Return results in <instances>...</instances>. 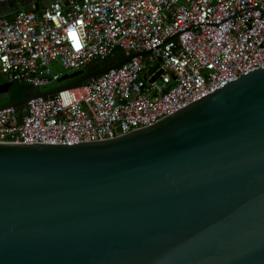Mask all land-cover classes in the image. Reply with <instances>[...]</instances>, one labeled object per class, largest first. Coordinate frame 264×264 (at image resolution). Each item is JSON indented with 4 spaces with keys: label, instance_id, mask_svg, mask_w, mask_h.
I'll list each match as a JSON object with an SVG mask.
<instances>
[{
    "label": "water",
    "instance_id": "95a60500",
    "mask_svg": "<svg viewBox=\"0 0 264 264\" xmlns=\"http://www.w3.org/2000/svg\"><path fill=\"white\" fill-rule=\"evenodd\" d=\"M19 8L0 0V16ZM137 54L15 101L2 83L0 108L22 109ZM0 264H264V67L112 138L0 141Z\"/></svg>",
    "mask_w": 264,
    "mask_h": 264
},
{
    "label": "built area",
    "instance_id": "2783aa9c",
    "mask_svg": "<svg viewBox=\"0 0 264 264\" xmlns=\"http://www.w3.org/2000/svg\"><path fill=\"white\" fill-rule=\"evenodd\" d=\"M31 7L0 16V84L42 90L59 80L60 66L78 71L116 52L148 53L32 97L22 109L0 108V141L112 138L264 67V0H50Z\"/></svg>",
    "mask_w": 264,
    "mask_h": 264
},
{
    "label": "trees",
    "instance_id": "16d2710c",
    "mask_svg": "<svg viewBox=\"0 0 264 264\" xmlns=\"http://www.w3.org/2000/svg\"><path fill=\"white\" fill-rule=\"evenodd\" d=\"M26 8H32V7L28 6ZM116 53H118V52H116ZM93 63H95V62H93ZM77 78L78 77H75V78H72V79H68L67 83H69L71 81H74ZM13 84L15 86V89L12 92H10V94H11L12 101H15V100H18V99H20V98L25 96V94L27 93V91L29 89V86L27 84L16 83V82H14Z\"/></svg>",
    "mask_w": 264,
    "mask_h": 264
},
{
    "label": "rangeland",
    "instance_id": "374dc122",
    "mask_svg": "<svg viewBox=\"0 0 264 264\" xmlns=\"http://www.w3.org/2000/svg\"><path fill=\"white\" fill-rule=\"evenodd\" d=\"M59 71L62 73V75H64L65 73H69L70 74V73L74 72V70H68L67 71V70L63 69L61 66L59 67ZM66 83H67V80L61 81V82L55 81L53 83H50L46 87H42V90L43 91L44 90H49V89H51L54 86H61V85L66 84Z\"/></svg>",
    "mask_w": 264,
    "mask_h": 264
},
{
    "label": "flooded vegetation",
    "instance_id": "af4514ba",
    "mask_svg": "<svg viewBox=\"0 0 264 264\" xmlns=\"http://www.w3.org/2000/svg\"><path fill=\"white\" fill-rule=\"evenodd\" d=\"M12 1V0H11ZM50 1V0H49ZM38 2V0H17V3L20 7H24V6H32ZM40 0H39V5H40ZM15 89L14 84L12 83L9 87L10 92H12ZM22 89V88H21Z\"/></svg>",
    "mask_w": 264,
    "mask_h": 264
},
{
    "label": "crops",
    "instance_id": "0c3cea01",
    "mask_svg": "<svg viewBox=\"0 0 264 264\" xmlns=\"http://www.w3.org/2000/svg\"><path fill=\"white\" fill-rule=\"evenodd\" d=\"M67 1H68V3H69V0H67ZM48 2H49V0H43V1H41V2H40V5H39L40 8L43 7L45 3H48ZM64 3L66 4V1H65V0H64ZM39 6H38V7H39ZM24 7L26 8V7H28V6H24Z\"/></svg>",
    "mask_w": 264,
    "mask_h": 264
},
{
    "label": "clouds",
    "instance_id": "9594fccd",
    "mask_svg": "<svg viewBox=\"0 0 264 264\" xmlns=\"http://www.w3.org/2000/svg\"><path fill=\"white\" fill-rule=\"evenodd\" d=\"M73 32L76 34V37H77V32H76V30H75L74 28H70V29H69V35H70V37L72 38V35H71V34H72ZM72 40H73V38H72ZM95 63H96V62H95ZM91 64H93V63H91ZM91 64H90V65H91ZM84 69H85V68H84ZM29 87H30V86H29Z\"/></svg>",
    "mask_w": 264,
    "mask_h": 264
},
{
    "label": "snow or ice",
    "instance_id": "6c2138e0",
    "mask_svg": "<svg viewBox=\"0 0 264 264\" xmlns=\"http://www.w3.org/2000/svg\"><path fill=\"white\" fill-rule=\"evenodd\" d=\"M71 35H72L73 40L75 41L77 39L76 34L73 32Z\"/></svg>",
    "mask_w": 264,
    "mask_h": 264
}]
</instances>
